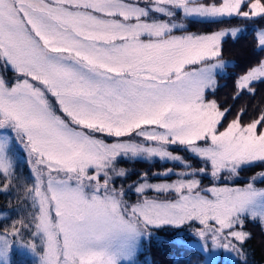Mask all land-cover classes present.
Instances as JSON below:
<instances>
[{"label":"snow or ice","instance_id":"1","mask_svg":"<svg viewBox=\"0 0 264 264\" xmlns=\"http://www.w3.org/2000/svg\"><path fill=\"white\" fill-rule=\"evenodd\" d=\"M232 18L264 20V0H0V67L14 74H0V190L20 186L17 149L31 166L26 216L0 226V264H140L164 229L177 254L196 238L198 264L222 253L249 264L245 224L264 227V170L223 181L264 169V110L223 127L229 109L207 97L229 71L224 38L240 29L189 30ZM254 46L264 53V27ZM261 83L264 58L235 78L233 99ZM156 159L181 166L154 173L175 181L144 173L116 186L121 160Z\"/></svg>","mask_w":264,"mask_h":264},{"label":"trees","instance_id":"2","mask_svg":"<svg viewBox=\"0 0 264 264\" xmlns=\"http://www.w3.org/2000/svg\"><path fill=\"white\" fill-rule=\"evenodd\" d=\"M261 27H264V20L253 23L242 18H232L231 23H195L189 25V30L197 34H206L221 29H240L236 38L227 36L222 43L223 59L230 61L231 64L228 65L229 71L227 74H222L218 77L215 93L208 96L216 100L222 110L229 109L222 123L224 126L236 118L241 109H244L246 112L242 117L244 123L258 117L260 112L264 110V83L257 84V91L254 96L245 93L233 99L236 91L235 78L242 74L249 66L255 64L257 59L264 58V53H261L254 46V31ZM2 71L8 74L10 78H14L12 71H4L3 68ZM15 164L16 176L20 186L13 187L7 192H0V210L6 213V217L0 220V226L11 224L13 220L25 217L28 212V202L23 198V185L31 183V173L26 158L20 156L17 150ZM259 170H262V168H250V171L246 175L255 174ZM143 173L142 171L135 175V178ZM161 181L168 182L170 180L165 178L149 180L151 183ZM2 183L3 178L0 177V184ZM245 230L251 233V239L247 242L245 249L249 261L252 264H264V227H261L258 222L249 221L245 224ZM173 235L171 229H164L157 233L158 239H154L151 245H145L143 255L139 258L140 264H198V261L202 257L199 256V251L190 244L187 245L185 251L179 254L176 253L170 245ZM16 259L19 260V257H16ZM29 264H31L30 260Z\"/></svg>","mask_w":264,"mask_h":264},{"label":"rangeland","instance_id":"3","mask_svg":"<svg viewBox=\"0 0 264 264\" xmlns=\"http://www.w3.org/2000/svg\"><path fill=\"white\" fill-rule=\"evenodd\" d=\"M225 61L228 63V65L231 64L230 61H228V60H225ZM0 74L5 75L9 80L14 79V78H10V76L8 74L4 73L2 71L1 67H0ZM208 99H212V98L208 97ZM222 123H223V121H222ZM223 127H227V125L226 126L223 125ZM220 130H223V128H221ZM17 152L20 156H23V158H26L27 165H28L29 170H30L31 166L28 163V159H27L26 154L23 153V151H21L20 149H17ZM177 154L186 157L189 160V162L191 163L193 168L198 169V168L204 166L200 160H198L196 158H192L188 153L177 150ZM24 155H25V157H24ZM118 167H122V168L126 169L128 172V175H127V177H125L123 179H118L116 181V186L117 187L123 186L127 189L129 185H134L136 183H139L142 180L144 173L148 174V180H152L154 178H160V179L165 178L167 180H170L168 182L175 181L177 179V176H175V175H171L170 177H165V176H161V175H154V173H162L167 168H173V167L175 168L176 171H179L181 166L178 164L173 165L172 162H162V161H159L158 159H156V160H121L118 164ZM262 170H264V169H262ZM262 170H259L256 173H258ZM142 171L144 173L142 175H140L139 177L135 178V175L139 174ZM249 171H250V169L243 170V171H241V173L237 179L229 180V181H223V183L229 184L230 186H243V184L246 181H248L252 175H254V174H252V175L247 176L246 174ZM198 178L201 179L202 186H205V187L210 186V177H207V178L198 177ZM132 179H134V180H132ZM161 182H166V181H161ZM161 182H156V183H161ZM258 186L264 187V185H258ZM2 191L3 190H0V192H2ZM149 195H155V194L149 193ZM128 198H129L130 202H134L136 197H135V194L133 192L129 191ZM5 217H6V213L4 211L0 210V220L2 218H5ZM185 236L189 240L188 244H190L193 248H195L198 251L199 242L196 240V238L192 237V236H188V235H185ZM235 261H236V257L231 256L227 253L221 254V264H231V262H235ZM249 264H252V263L249 261Z\"/></svg>","mask_w":264,"mask_h":264}]
</instances>
